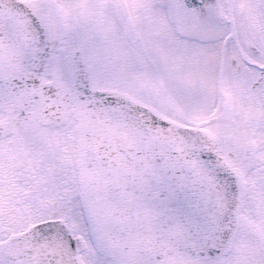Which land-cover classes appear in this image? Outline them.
Instances as JSON below:
<instances>
[{
  "label": "snow or ice",
  "instance_id": "obj_1",
  "mask_svg": "<svg viewBox=\"0 0 264 264\" xmlns=\"http://www.w3.org/2000/svg\"><path fill=\"white\" fill-rule=\"evenodd\" d=\"M0 264H264V0H0Z\"/></svg>",
  "mask_w": 264,
  "mask_h": 264
}]
</instances>
